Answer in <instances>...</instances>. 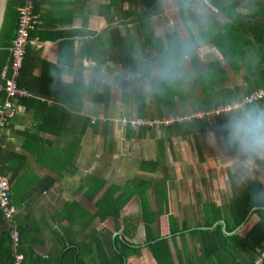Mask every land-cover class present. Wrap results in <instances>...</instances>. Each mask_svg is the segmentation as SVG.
<instances>
[{
    "label": "crops",
    "instance_id": "obj_1",
    "mask_svg": "<svg viewBox=\"0 0 264 264\" xmlns=\"http://www.w3.org/2000/svg\"><path fill=\"white\" fill-rule=\"evenodd\" d=\"M111 1L36 0L39 22L27 43L17 78L29 95L12 100L16 111L0 136V168L10 181L14 218L23 231L25 247L47 264H158L149 245L163 238L168 241L172 264H180L177 254L181 264H197L189 255L199 251L192 230L220 223L222 232L231 234L238 227L227 231L223 217L205 226L204 211H198L202 206L196 205V200L220 205L219 199L227 192L232 200L254 177L264 184V170L262 177L251 173L239 191L234 183L235 179L241 181V175L233 179L228 175L227 179L218 174L227 166L250 167L240 161L244 149L238 141L232 143L236 148L231 153L226 149L223 126L227 122L223 119L217 130L173 124L134 131L120 126L122 115H165L169 107L154 96L143 74H126L120 65L115 49L118 36L110 28L118 25L125 40H138L139 35L126 16H113L115 6L108 10ZM117 1L123 9L132 6L131 0ZM163 7L165 13L164 3ZM154 17L157 15L152 20ZM156 25L154 34L164 38L166 33L157 31ZM152 55L145 53L140 61H155ZM186 70L192 73V69ZM239 73L235 82L241 85L243 72ZM176 84L174 111L194 110L213 100L209 92L200 90L195 74ZM241 112L242 116L244 109ZM192 140L203 151L200 162L192 157V162L186 161L184 152H190ZM174 154L181 160H176V174ZM245 158L250 160L247 154ZM156 159L159 166L155 172L140 169L142 161ZM259 165L263 168L264 162ZM164 168L168 212L176 219L175 232H170L173 225L169 226L168 215L163 213L151 225L148 238L141 211H134V200L123 211H94L103 189L93 194L95 190L88 187L93 176L104 179V187H124L134 177L160 179ZM178 168L183 170L181 175ZM175 200H187V205L179 207ZM181 234L185 236L180 238ZM186 256L192 261L186 262ZM216 261L201 259L199 264Z\"/></svg>",
    "mask_w": 264,
    "mask_h": 264
},
{
    "label": "trees",
    "instance_id": "obj_2",
    "mask_svg": "<svg viewBox=\"0 0 264 264\" xmlns=\"http://www.w3.org/2000/svg\"><path fill=\"white\" fill-rule=\"evenodd\" d=\"M131 1L132 6L127 9H123L121 5H118L117 0L111 1L107 6L108 10L115 6L113 16H126V19L135 25V30L139 35L138 40H125L119 35L118 25L110 28V31L118 36L115 43L116 55L126 74L137 71L139 74H143L141 71L143 70L142 63L145 62H141L140 57L145 53L147 56H151L154 50L155 55H152V57L156 60L166 48L172 46L173 42L191 41L195 45V50L186 60L191 64L192 73L187 72L184 63V77L195 74L200 90L209 92L210 99H213L212 101L206 102V100L200 103L196 107L197 109L210 108L241 98L264 85V0H175L179 18L187 33L185 38H180L175 30L166 32L164 38L154 34L152 17L164 12L163 0ZM198 1L209 4L211 18L210 23L209 21L206 22V28L195 34L187 20L188 9H185V3L190 6ZM34 2L36 10V0ZM21 3L22 0L9 1L0 42V71L9 57L8 47L16 28L17 7ZM100 12L104 14L108 22L111 21V18L105 15V11ZM218 15L223 16L221 23L216 20ZM31 34L32 32L30 36ZM203 50H206L205 52L212 51L216 54L211 58H203L202 55L207 54L202 52ZM203 59H206V61H203ZM241 71L243 72V82L239 85L235 82L234 75ZM149 85L154 96L159 101H164L165 105L169 107V110L165 111L164 114L185 113L174 111V93L178 91V87L175 89L177 84L165 86L160 90H156L150 80ZM159 96H163V100ZM3 98L4 93L0 91V103ZM253 106L264 108V98L245 106L243 109L252 108ZM242 110L234 113L233 116H241ZM233 116L222 115L212 125L193 120L182 124H174V126L185 127V125H188L197 126L200 130H217L219 120L223 119L227 122ZM224 144L229 153L236 148H232L233 145L228 139L224 140ZM158 166L157 159L142 161L140 169L155 172ZM262 169L264 170V166ZM162 172L163 177L160 179L134 177L124 187L116 184L104 187L106 181L101 177L93 176L88 185V187L95 190L93 194L103 189L96 203L97 209L94 211H121L122 207L134 195H137L148 238L151 237L149 235L151 225L154 221L157 222L158 217L163 213L168 215L169 226L170 224L173 225L170 227V232H175L177 230L176 219L168 212L170 210L167 169L164 168ZM148 191L153 195L152 198L149 197ZM209 204L208 206L206 203L207 208H204L203 218L207 223L205 226H211L214 218L223 217L227 231L237 227L238 229L231 234H226L222 232V225L218 223L210 229L192 230L190 233L195 241L199 243V251L189 255L193 256V260L197 264L200 263L201 259H203V262L207 259L210 261L217 259L216 264H250L256 256L257 248L264 251V184L254 177L240 193L233 195V199L229 203L222 207L213 203ZM253 207L257 208L251 211ZM152 211H155V213L152 214ZM185 226L183 223L182 227L185 228ZM18 231L20 239L17 250L23 253L24 262L26 264H47V261L35 255L31 248L25 247L23 231L19 224ZM184 236V234H181L180 238ZM211 243L213 244L211 245ZM149 248L158 264H172L167 239L157 240L151 243ZM186 253V249H184V256ZM176 257L178 263L181 264V255L177 254ZM13 261L14 249L10 240L9 227L0 209V264H13ZM185 261L192 260L186 256ZM262 264H264V260Z\"/></svg>",
    "mask_w": 264,
    "mask_h": 264
},
{
    "label": "built area",
    "instance_id": "obj_3",
    "mask_svg": "<svg viewBox=\"0 0 264 264\" xmlns=\"http://www.w3.org/2000/svg\"><path fill=\"white\" fill-rule=\"evenodd\" d=\"M35 0H22L17 7V23L14 35L8 47L9 57L0 71V91H3L4 98L0 103V136L2 130L10 123L14 114L15 106L12 102L15 98L26 97L29 91L18 84V75L26 52V45L30 38V33L35 29L39 22L38 13L35 10ZM264 98V85L254 89L249 94L232 101L206 108L194 109L185 113L168 114L161 117H127L120 116L121 127L131 130L155 129L178 123L199 120L208 125L214 124L217 117L223 114L233 115L242 110L245 106L256 103ZM11 191L9 178L0 168V209L9 227V235L14 249L13 264H26L24 255L17 250L19 245L18 224L14 218L16 209L11 202ZM264 251L256 249V256L250 264H262Z\"/></svg>",
    "mask_w": 264,
    "mask_h": 264
},
{
    "label": "rangeland",
    "instance_id": "obj_4",
    "mask_svg": "<svg viewBox=\"0 0 264 264\" xmlns=\"http://www.w3.org/2000/svg\"><path fill=\"white\" fill-rule=\"evenodd\" d=\"M163 3L165 4V8H166V12L163 13L162 15H157V17L153 18V24L156 23L157 27L156 30L159 32H162L163 34L171 31V30H175L177 31L178 35L180 38H185L187 36L186 34V30L179 18V14L176 8V4H175V0H163ZM191 10L188 11V16H187V20L190 24V26L192 27V29L194 30L195 34L198 33V31L200 29H204L206 28V22L205 19L208 17L209 23H210V15H211V10L209 8V4L208 3H204L201 1H198L196 4L190 5ZM216 20L217 22H222L223 21V16H216ZM159 24V25H158ZM208 54L206 55H202L203 58H211L213 57V55H215L216 53L210 51L207 52ZM205 54V53H203ZM203 61H206V59H203ZM186 67H188L189 70H191V64L185 60L184 61ZM241 74L237 73L234 75V78L236 80L237 78H240ZM149 85V84H148ZM187 88V87H186ZM162 100H163V96H159ZM191 111V110H189ZM166 115V114H165ZM127 117H130L129 115H125ZM164 116L162 115H154V116H150V117H161ZM156 129V128H155ZM190 147H189V151L190 152H184V155L188 156L186 161L188 162H192L189 158L192 157L194 160H197L198 162L201 161V153H202V157H203V151L201 150V148L198 146V143H196L194 140H192V143H190ZM245 154H247L250 158V160L245 158ZM239 155L241 156V162H244L246 164H248L250 167L248 168V166H245L244 168L242 166H240L239 168L235 169L232 168L230 166H227L226 168L224 167V169L222 170V168L220 169L221 171H217L219 175L222 176H226V178L228 179V175L231 179H233L234 176H237L236 178H240L239 175L242 176L241 181H238L235 179V187L236 189L239 191L241 190L242 187H244L248 181V178L251 176V173L256 174V176H261L263 175V169L261 168V166L259 165L260 162H264V154H255L249 151L244 150L243 152L240 151ZM175 156V154H174ZM230 158V157H227ZM233 159V158H230ZM177 157H174V173L176 174L177 168H176V163L179 164V162H181V160H178L179 162H176ZM212 163H217V162H213ZM218 164V163H217ZM220 165V164H219ZM181 168V167H180ZM229 168V169H227ZM179 169V168H178ZM181 171L183 170H178V174L181 175ZM190 172V170H189ZM209 172V171H208ZM206 173V172H205ZM208 174V173H207ZM197 175V173H196ZM209 175H211V173L209 172ZM227 189H229V185H226ZM11 191V190H10ZM11 198V196H10ZM231 195L229 194V192H227V194H225L224 196H222L218 202L225 204L227 202H229L231 200ZM134 200L137 203V208L134 211H140V205H139V197L137 195H134L131 200H129L123 207L122 210L125 209L129 203ZM12 202V201H11ZM178 203L179 207H182V203L184 206L187 205V200L185 201H178L175 200L174 203ZM198 206H202L198 208V211H204V208H207V205H205L206 203L208 204V206L210 205L209 203H213L216 204L215 202H211L209 201H203V200H196ZM220 204L217 206L222 207L223 205ZM183 206V207H184ZM189 211V210H187Z\"/></svg>",
    "mask_w": 264,
    "mask_h": 264
},
{
    "label": "clouds",
    "instance_id": "obj_5",
    "mask_svg": "<svg viewBox=\"0 0 264 264\" xmlns=\"http://www.w3.org/2000/svg\"><path fill=\"white\" fill-rule=\"evenodd\" d=\"M189 5L185 3L187 10ZM195 45L191 41L173 42L155 61L145 62L143 75L156 90L174 86L184 78V61L192 55ZM230 143L239 142L242 149L264 154V108L253 106L243 115L231 117L223 126Z\"/></svg>",
    "mask_w": 264,
    "mask_h": 264
},
{
    "label": "water",
    "instance_id": "obj_6",
    "mask_svg": "<svg viewBox=\"0 0 264 264\" xmlns=\"http://www.w3.org/2000/svg\"><path fill=\"white\" fill-rule=\"evenodd\" d=\"M9 1L10 0H0V42H1V38H2V33H3V29H4V24H5V20H6V15H7V10H8V6H9ZM257 207H253L251 209L254 210Z\"/></svg>",
    "mask_w": 264,
    "mask_h": 264
}]
</instances>
